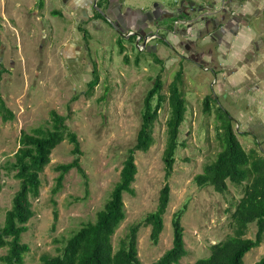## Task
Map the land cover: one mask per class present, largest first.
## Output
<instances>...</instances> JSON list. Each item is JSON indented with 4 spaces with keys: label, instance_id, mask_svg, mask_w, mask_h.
Here are the masks:
<instances>
[{
    "label": "rangeland",
    "instance_id": "obj_1",
    "mask_svg": "<svg viewBox=\"0 0 264 264\" xmlns=\"http://www.w3.org/2000/svg\"><path fill=\"white\" fill-rule=\"evenodd\" d=\"M123 2L126 13L130 8L153 11L157 4L175 11L183 3L188 11L189 6L204 7L208 13L226 9L228 19L235 16L239 21L232 26L236 30H229L231 34L218 31L219 36L213 34V39H195L189 51L178 44L183 38L178 31L167 37L170 46L163 42L166 35L155 31L151 22L149 27L158 35L153 41H140L139 36L130 35L129 28L121 37L106 22L105 28L95 29L91 21L80 24L88 33L85 39L58 0H0V98L15 114L9 122L0 114V227L19 188L14 173L6 170L14 162L19 137L23 131L51 128L52 110L67 117L66 124L78 135L83 153L80 163L86 175L71 170L61 191L53 196L59 175L56 166L75 159L68 141L53 151L51 163L42 174L40 197L33 200L35 216L23 235V243L31 249L24 264H42L43 256L59 255L74 232L95 221L119 181L127 151L135 144L142 124L145 99L158 77L163 83L162 94L167 97L170 85L181 72L179 88L187 100V111L180 128L174 173L168 181L171 200L159 244H152L150 227L143 226L139 231L142 264L154 263L172 247V217L182 208H186L182 224L188 255L179 264L209 257L212 245L234 234L232 213L245 184L229 183V191L220 194L210 186L199 188L194 181L222 150L217 113L222 110L235 119L234 131L247 152L255 150L264 155V0ZM40 15L44 16L41 22L37 18ZM169 23L174 26V22ZM175 25L185 29L184 25ZM96 77L99 83L90 91L89 83ZM206 98L210 101L209 112L205 111ZM169 115L167 100L155 124L154 146L147 153L136 154V194L124 195L126 219L113 237L115 250L129 228L158 205L165 185L163 153ZM256 233V224H251L246 237L254 239ZM6 253L7 249H0V257ZM262 257L264 242L245 256L244 263L254 264Z\"/></svg>",
    "mask_w": 264,
    "mask_h": 264
},
{
    "label": "trees",
    "instance_id": "obj_2",
    "mask_svg": "<svg viewBox=\"0 0 264 264\" xmlns=\"http://www.w3.org/2000/svg\"><path fill=\"white\" fill-rule=\"evenodd\" d=\"M53 14L57 15L59 12ZM80 32L85 39L88 37L85 29L80 28ZM120 47L121 52H124L122 43ZM181 79L180 72L170 85L167 97L162 94L163 83L160 77L155 80L153 89L145 99L142 124L136 142L127 151L119 181L115 184L110 198L97 213L95 221L84 224L74 232L59 255L43 256L42 264H142L139 258L138 235L143 226L151 228L152 244H159L165 228L164 216L171 200V187L168 181L174 173L176 153L180 146V128L187 111V100L179 88ZM98 83L97 77L89 83L90 91ZM167 100L170 115L167 121V143L163 153L165 185L160 190L156 209L148 213L143 221L132 225L121 240L119 249L115 250L113 237L126 219L124 195L136 194L133 187L138 174L136 154L147 153L154 146L155 124L161 106ZM205 106V111L209 112V98H206ZM0 114L5 122L15 119L13 111L1 98ZM217 118L220 121L217 132L222 150L216 156V160L207 164L203 172L195 176L194 181L199 188L210 186L220 194L229 191V183L245 185L243 196L232 213L234 234L212 245L210 256L193 264H245V256L264 242V155H259L255 150L249 153L244 149L234 131L235 119L231 118L228 112L221 110L217 113ZM66 121L67 117L52 110L51 128L39 127L30 132L23 131L19 137V148L14 156V162L6 167V170L14 173L19 188L13 197L11 208L5 214L3 226L0 227V249H7V253L0 257L2 264H24L25 255L31 249L22 239L29 230V222L35 216L33 200L40 197L42 174L51 163L53 151L64 141L73 145L75 159L71 163L56 166L55 171L59 175L52 191L53 196L61 191L65 177L71 170L76 169L86 176L80 163L83 153L78 135L68 127ZM52 202L54 217L57 220V203L54 199ZM185 212L186 208H182L174 213L172 247L152 264H179L188 255L182 224ZM251 224L257 226L254 239L246 237ZM255 264H264V257Z\"/></svg>",
    "mask_w": 264,
    "mask_h": 264
},
{
    "label": "flooded vegetation",
    "instance_id": "obj_3",
    "mask_svg": "<svg viewBox=\"0 0 264 264\" xmlns=\"http://www.w3.org/2000/svg\"><path fill=\"white\" fill-rule=\"evenodd\" d=\"M94 2L95 0H92V5H89V10L92 12V16L99 17L98 15L100 14V17H102L103 19H106L105 16L109 19H112L113 22L115 23V26H113L112 28H115L119 32V34H121V37H123L124 34H122V32L124 31V29H128L131 23L130 20L127 22H123L121 20L116 19V15L117 13H119L120 0H102L98 2L97 5L104 12L106 11L105 16L104 14H101L100 12H97L95 10ZM179 5L181 6V8L179 7L176 8L178 12L177 15H176V10L175 11H171L169 9L163 10L160 7L154 10L151 14L150 13H147L146 15L144 14L142 20L141 21L138 20V24L142 22V26L138 27L139 33L130 32L131 33L130 35L139 36L140 41L144 40L142 38H150V40L152 41L156 40L157 38L156 36L158 35H156L155 32L152 30V28L149 27V23L151 22L153 24L152 26L155 28V31H157L158 33L162 32L164 35H166L163 36L164 43L168 42L167 37L170 34L175 36V33H177L178 31L179 36L183 37L181 38L182 40H180L178 44L182 47H186V49L191 51L192 46L195 45L194 42H196L197 40L202 41L207 39L208 37H211L210 39H213V37L215 38L213 34L219 36V33H217L218 31H220L222 35H225L226 34L225 32L231 30L235 22L239 21V19H237L235 16L232 17V20L228 19L227 16L225 15L226 9H223L221 12H219L220 11L219 9L208 13L207 11L204 10L205 9L204 7L197 8V7L189 6L188 7L189 11H188L184 7L183 3ZM213 6H214V2L209 7L211 8ZM86 13L88 12L86 11ZM191 15H195V16L192 17ZM169 22H174L173 24L174 29L173 27H171L172 23ZM107 23L109 22L107 21ZM176 23L178 25H184L183 27H185V29L180 30L176 28L175 25ZM200 24H202L201 26L202 28H200ZM198 26L199 28H197ZM211 28H212L211 31L213 32L210 33L209 31ZM233 30H236V27H234ZM229 33L231 34V31H229ZM137 44L139 46L140 42ZM176 46L178 45L176 44ZM203 56H205V53H203Z\"/></svg>",
    "mask_w": 264,
    "mask_h": 264
},
{
    "label": "crops",
    "instance_id": "obj_4",
    "mask_svg": "<svg viewBox=\"0 0 264 264\" xmlns=\"http://www.w3.org/2000/svg\"><path fill=\"white\" fill-rule=\"evenodd\" d=\"M58 1L63 3L64 11L72 16V19L75 21L74 23V25L76 26L75 28H77L78 30H80V28L83 27L80 25L81 23H86L89 21H91V26L94 27L95 29L97 27L98 29L106 27L105 26L106 25L105 22L107 23L106 19H103L102 17L92 16V12L89 10V5H92V0H58ZM124 6L125 5L123 0H120L119 13H117L116 19L121 20L123 22H127L130 20L131 23L129 26L130 31L138 32V33H139L138 27L142 26V22L138 24V20L141 21L144 14L145 15L146 13L151 14L154 10H156L159 7L162 8L163 10H168L166 7H164V5L157 4L153 11L150 10L146 12V10L144 11L141 8H137V9L130 8L129 12L126 13ZM86 11L88 13H86ZM54 12L56 11H53V13ZM57 12H59L60 15L61 14L63 15V13L65 14V12H61V11H57ZM37 18L40 22L44 20L43 15H40V17Z\"/></svg>",
    "mask_w": 264,
    "mask_h": 264
},
{
    "label": "water",
    "instance_id": "obj_5",
    "mask_svg": "<svg viewBox=\"0 0 264 264\" xmlns=\"http://www.w3.org/2000/svg\"><path fill=\"white\" fill-rule=\"evenodd\" d=\"M99 1H102V0H95V7L98 9V11L101 13V14H104V16H105V12L97 5L98 4V2ZM95 8V9H96ZM96 9V10H97ZM147 14V13H146ZM105 18H106V20L112 25V26H115V23L113 22V21H111V19H109V18H107L106 16H105ZM137 43H139V42H137ZM146 43H144V45H145Z\"/></svg>",
    "mask_w": 264,
    "mask_h": 264
}]
</instances>
